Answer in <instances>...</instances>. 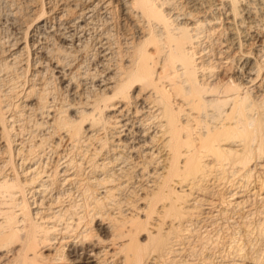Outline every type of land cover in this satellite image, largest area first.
<instances>
[{
	"label": "bare ground",
	"instance_id": "1",
	"mask_svg": "<svg viewBox=\"0 0 264 264\" xmlns=\"http://www.w3.org/2000/svg\"><path fill=\"white\" fill-rule=\"evenodd\" d=\"M0 2L14 25L5 60L33 68L22 112L36 108L54 148L79 149L24 184L0 181V264H161L181 253L172 230L193 217L190 195L228 166L245 180L264 170V0ZM46 74L67 105L42 87ZM251 188L226 205L250 215L264 181ZM74 191L81 199L67 205Z\"/></svg>",
	"mask_w": 264,
	"mask_h": 264
},
{
	"label": "rangeland",
	"instance_id": "2",
	"mask_svg": "<svg viewBox=\"0 0 264 264\" xmlns=\"http://www.w3.org/2000/svg\"><path fill=\"white\" fill-rule=\"evenodd\" d=\"M3 4L4 3L0 2V6H1L0 7V9H1L0 10V64H1V66H0V70H1L0 71V102L5 104V105L1 104L2 108L3 109L5 107L6 108L4 110L2 109L4 112V113L2 112V115H3V117H5V120L3 121V123L4 122L5 123L3 124L2 122H0V181L3 178H7L8 180H16L18 183H21V182L25 181L26 179L30 178V176H25V175L28 172H30L32 170V168L33 169L35 168L36 173L37 172L42 173L43 170H44V172H46V171L49 172L50 169H52L51 171H54L56 169L57 163L63 162V161H60V159H62L63 156H67L69 160L72 158V160H70V161L76 162L78 160V154L77 153H78L79 149L76 148V149H74V151H73V149L71 151H69V149H65L63 146H58V147L54 148L52 144L54 143L56 138H50V136L47 134V131L45 128L46 126H44L43 121H41L39 116L36 115L37 114L36 108L34 107L33 111H30L27 113L22 112L20 102H22L26 98L25 95H27V91H28L29 87L31 86V80H32L31 74L33 75V68H31L32 66L30 65L29 66L30 68L28 67V69H27V67H26L24 70H22L21 65L19 66V64H21V63L15 64L16 66L14 65L15 66L14 67L12 64H9L8 60H5V57H4L2 50H5V48H3V47H5L6 43L8 44V41L12 39V29H13L12 26H14V25H12L10 18L8 17L10 15V13H9L10 11L8 12V10H9L8 5L4 4V6H2ZM21 14L22 13H20L19 16H21ZM9 27H10V29H9ZM149 51L151 52L152 49H149ZM1 53H2V55H1ZM3 60L7 61L9 65L6 62H4ZM158 67H160V66H157L156 71L158 70ZM18 68H20V69H18ZM213 68H214V66L210 67L209 70L212 69L211 71H213L214 70ZM213 72H214V75L217 74L215 71H213ZM213 72H211V73H213ZM228 73H229V71H227L226 74H228ZM218 75H219V77L220 76L222 77L223 74H221V75L218 74ZM29 78L31 79L30 81H29ZM45 78L43 79V81H45V83L41 81V83H42L41 85H42V87H44V85H45V87H47L49 89V91H51L53 93V95L55 96L54 98L55 99L57 98V100H55L56 103L58 104L57 106L61 107V106L67 105L68 104L67 103V97L63 92L60 91V88L58 87L57 80L52 78L51 75L49 76V74H46ZM47 80H48V82H46ZM4 81H6V82H4ZM48 83H49V85H48ZM28 84H30V85H28ZM37 87H39V86H37ZM14 89H15V91H14ZM56 90H57V93H56ZM6 93H8V94H6ZM3 100H4V102H3ZM18 102L20 103V106H19ZM178 102L179 101H177V102L175 101V103H178ZM7 104H9V105H7ZM3 106H5V107H3ZM20 108H21V110H20ZM9 116L12 119H10ZM12 120H15V121H12ZM34 120H36V121H34ZM5 143L7 144V147L4 146ZM7 149H8V151H7ZM75 151H77V152H75ZM88 154H90V153H88ZM61 155H62V157H61ZM58 156H60V158H58ZM91 162H93V161H91ZM91 162L88 163L89 165H86V164L83 165L82 164L83 166H81L82 167L81 172H82V175H84V177H86V176L87 177H93L94 176L93 173L91 172V170L88 168V166L89 167L92 166ZM37 165H38V167H37ZM231 166L232 167L228 166L226 168V171H224V172L220 171L216 175V177H212V179L210 178V181L205 182L206 184L204 183L203 186H200L201 187L200 189H203L204 191L195 192L192 194L193 196L190 195V197H189V195L186 196V198L189 197V199H190V202H189L190 205L192 204L188 208V210H190V212H191V210H193L192 213H194V214L196 213V214L195 215L193 214V217H191V220H189V218H187V217L184 219H181V220L186 221V222H181V223H183L181 226L182 228L181 227L178 228L179 230L181 229L180 232H178L179 230L177 229V227H179L178 224L177 223L174 224V226L176 227V230L175 229L172 230V232H173L172 237L173 236L180 237V238H178V240H179V242L181 240L182 241L179 243L181 245L178 246L179 247L178 249L182 248V250L180 249L181 253L179 256L173 257L172 255L168 256L169 254L165 255L164 258H162V262L160 261L161 264H177V263L183 264V263H185V261L187 264H244V262H245V264H250V263H248L249 260L251 261L252 259L260 258V256H262V254H263L262 257H264V253H263V251H264V223H263V221H264V219H263L264 218V213H263L264 203H262V204L256 203L255 206H253V211H256L257 213L252 211V213L250 215H247V214L243 215V213L237 212V210H234L233 208L226 205L227 198L229 197L231 191H234L235 189H239V188L242 189V191H244V188L245 189H249V188L252 189L251 187L258 186V184L261 181H264V170L253 169V171H251L253 174L252 173H251L252 175L250 174V176L252 178L250 177L251 178L250 179L248 177V180L246 179L247 180L246 181L245 180L246 177H244L246 175L243 173L237 174V172L234 170L233 165H231ZM229 167H230V171L227 170V169H229ZM231 170H233V171H231ZM23 172H24V174H23ZM88 173H89V175H88ZM226 173L229 175H227ZM233 174H235V175L237 174L236 177ZM241 174H243L242 177L244 179L241 178ZM218 175H220L222 177L219 178L220 176L218 177ZM237 177H239V179ZM214 178H215V180L218 179L219 182L217 180L216 181L213 180ZM243 180L246 181L245 184H244ZM213 181H215V182H213ZM216 182H218L219 184L218 183L216 184ZM250 183L252 185H249ZM23 184H24V182H23ZM211 184H212V186H211ZM206 189H208V190H206ZM207 191H208V193H207L208 196L205 194ZM25 192H26L25 193L26 200H28L27 202L29 203V205L31 204L30 209H31V211H34V208H35L33 205L34 196H32L30 194V190H28V189H25ZM28 192H29V194H28ZM74 194H76V196H74ZM70 196H71V199L68 200L67 198H69ZM70 196L64 198V201L65 202L67 201L66 202L67 205H75V204L79 203L78 201L81 199V196H80V194H77V191L73 192V198H72V194ZM1 197L2 196H0V198ZM202 197H204V198H202ZM86 198H87V200L90 199L88 196ZM191 199L193 202L191 201ZM71 200H72V202H71ZM1 201H2V198H1ZM220 201H222V202H220ZM223 202H225L224 206H223ZM88 203H91V201L89 200ZM257 206H258V208H257ZM133 207H134L133 210L137 211V209L141 206H139L138 204L137 205L133 204ZM219 207H221V208H219ZM213 208H215V209H213ZM258 209L260 210L261 213L258 212ZM238 213H239V215H238ZM259 213L261 215L263 214L262 215L263 217ZM258 215H260L261 218ZM215 217H218V218L216 219ZM240 223H241V225H240ZM190 225H192V226H190ZM203 225H204V227H203ZM199 226H201V227L199 228ZM231 226H232V228H231ZM147 228H149V227H147ZM145 229H146V227H145ZM147 230L149 231V229H147ZM185 231H186V233H185ZM262 232H263V234H262ZM140 235L141 236H138L137 241L139 243H141L142 246L143 245L145 246V244H146V246H148L150 244V241H148V239H147L148 232L144 231ZM176 237H175V239H177ZM197 241L199 244L197 243ZM245 244H246V246H245ZM184 246H186V247H184ZM235 247H237V249ZM9 249H12V248H9ZM16 249H19V248H16ZM194 249H196V250H194ZM240 251L241 252L243 251V252L241 253ZM198 252L200 253V255ZM194 253H195V255H194ZM237 255L238 256L241 255L242 257L245 256L243 258L240 256V258L244 260L242 263L240 261H236V260H240V258L237 259L238 258ZM166 258H168L170 260L169 261L165 260ZM163 259L165 260V262ZM172 259H173V261H172ZM178 259H180L182 262H179L180 260L178 261ZM231 259H233V260H231ZM203 260H205V261H203ZM166 261H167V263H166ZM170 262H174V263H170Z\"/></svg>",
	"mask_w": 264,
	"mask_h": 264
}]
</instances>
